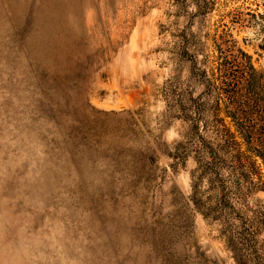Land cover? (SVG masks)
I'll list each match as a JSON object with an SVG mask.
<instances>
[{
    "label": "rangeland",
    "instance_id": "rangeland-1",
    "mask_svg": "<svg viewBox=\"0 0 264 264\" xmlns=\"http://www.w3.org/2000/svg\"><path fill=\"white\" fill-rule=\"evenodd\" d=\"M262 1L0 0V264H264V173L201 80L264 71Z\"/></svg>",
    "mask_w": 264,
    "mask_h": 264
},
{
    "label": "trees",
    "instance_id": "trees-1",
    "mask_svg": "<svg viewBox=\"0 0 264 264\" xmlns=\"http://www.w3.org/2000/svg\"><path fill=\"white\" fill-rule=\"evenodd\" d=\"M261 4L264 10V0ZM251 16L258 22V30L261 33L258 47L264 49V13L256 11L251 13ZM238 52L243 60L242 63L233 65L229 59L222 57L208 74L202 71L204 74L201 80L205 85L204 93L207 94L205 104L210 115V119L205 121V124L211 125V128L215 129L214 132L220 136L222 146L218 145L219 149L226 153L227 147L235 145L236 152L233 157L238 162L241 158L248 161L250 157H253L254 160L250 163L255 165L254 163L258 161L264 173V71L257 70L248 60L249 55L243 50L239 49ZM194 101L197 103L194 107L196 117L192 120L196 122L201 110L197 102L199 98ZM255 131H258L256 136ZM254 139L256 144L253 143ZM204 145L206 143L202 141V147ZM208 149L207 153L210 154L212 161L208 160L205 166L210 170L218 148L209 146ZM224 196L225 194L223 198ZM260 223H264V219H261ZM240 232L243 238L248 240L247 245L253 253H256L257 249L251 238L254 236L253 232ZM236 258L240 264V257L236 255Z\"/></svg>",
    "mask_w": 264,
    "mask_h": 264
}]
</instances>
